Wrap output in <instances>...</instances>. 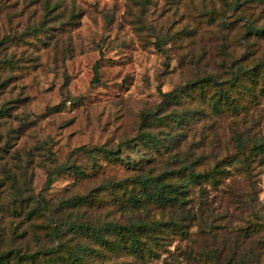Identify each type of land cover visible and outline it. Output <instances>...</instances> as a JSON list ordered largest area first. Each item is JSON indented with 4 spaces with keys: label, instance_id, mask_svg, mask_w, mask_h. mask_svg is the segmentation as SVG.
<instances>
[{
    "label": "rangeland",
    "instance_id": "374dc122",
    "mask_svg": "<svg viewBox=\"0 0 264 264\" xmlns=\"http://www.w3.org/2000/svg\"><path fill=\"white\" fill-rule=\"evenodd\" d=\"M258 144L264 0H0L8 264H264ZM191 171L212 177L183 207L131 204ZM154 222L136 253L124 228Z\"/></svg>",
    "mask_w": 264,
    "mask_h": 264
},
{
    "label": "trees",
    "instance_id": "16d2710c",
    "mask_svg": "<svg viewBox=\"0 0 264 264\" xmlns=\"http://www.w3.org/2000/svg\"><path fill=\"white\" fill-rule=\"evenodd\" d=\"M141 121L143 125L145 126L148 119L146 115H142ZM145 141H148L150 143H153L156 145L157 139L155 137H152L151 134L148 132L143 136ZM242 140L238 138V144L241 147ZM258 149L261 151H264V145L258 144L257 146ZM84 151L82 149H77L75 150L72 155ZM104 154L107 156H112L115 159H117V155L109 150H103ZM67 166L61 167L57 171L64 170ZM56 171V172H57ZM211 174L208 173H196L194 171L190 172V178L188 180V183H181V184H174L170 182L169 175L167 174H161L158 176L154 177H148V176H143L140 178H135L134 181L139 184L141 189L143 190V198L137 197V196H132L130 198V202L133 205V207L137 209H145L147 203H153L160 209H169V208H178V207H183L184 205L187 204L188 201V185H198L202 181H208L211 179ZM51 182H48L47 188L50 187ZM81 201V200H80ZM82 202V201H81ZM83 203V202H82ZM161 223L154 222L150 226L148 225H131L128 228H124L129 234L130 237V242H131V248L136 252L140 253L141 248H140V238H139V233L146 229L150 232H154L155 228L159 227ZM138 227V231H136V228ZM79 229H81L84 232H89L93 235H96V238L99 241H105L102 237V230H95L90 227H85V226H78ZM123 229H121L122 231ZM116 231V229H115ZM121 231H118L121 232ZM27 258V257H26ZM0 264H8V256H4L0 258Z\"/></svg>",
    "mask_w": 264,
    "mask_h": 264
}]
</instances>
